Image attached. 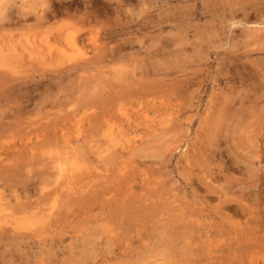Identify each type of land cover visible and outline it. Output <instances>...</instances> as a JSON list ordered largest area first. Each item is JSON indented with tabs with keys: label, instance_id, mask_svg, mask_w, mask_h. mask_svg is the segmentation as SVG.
<instances>
[{
	"label": "rangeland",
	"instance_id": "obj_1",
	"mask_svg": "<svg viewBox=\"0 0 264 264\" xmlns=\"http://www.w3.org/2000/svg\"><path fill=\"white\" fill-rule=\"evenodd\" d=\"M0 264H264V0H0Z\"/></svg>",
	"mask_w": 264,
	"mask_h": 264
},
{
	"label": "bare ground",
	"instance_id": "obj_2",
	"mask_svg": "<svg viewBox=\"0 0 264 264\" xmlns=\"http://www.w3.org/2000/svg\"><path fill=\"white\" fill-rule=\"evenodd\" d=\"M35 1V0H34ZM41 1H43V0H41ZM44 4V3H43ZM50 13V12H49ZM42 17V16H41ZM171 123V122H170ZM171 126V125H170ZM126 128V127H125ZM158 132V131H157ZM157 134V133H156ZM144 138V137H143ZM157 138V137H156ZM67 139V138H66ZM143 141V140H142ZM130 148H132L131 146H130ZM163 148V147H162ZM161 148V149H162ZM137 151V150H136ZM131 158V157H130ZM79 174V173H78ZM152 198V197H151ZM73 203V202H72ZM157 206V205H156ZM149 213V212H148ZM57 219V218H56ZM56 222V221H55ZM120 229V228H119Z\"/></svg>",
	"mask_w": 264,
	"mask_h": 264
}]
</instances>
